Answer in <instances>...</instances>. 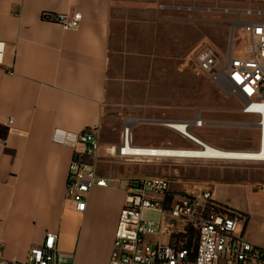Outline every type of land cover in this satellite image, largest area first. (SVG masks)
<instances>
[{
    "label": "crops",
    "instance_id": "0c3cea01",
    "mask_svg": "<svg viewBox=\"0 0 264 264\" xmlns=\"http://www.w3.org/2000/svg\"><path fill=\"white\" fill-rule=\"evenodd\" d=\"M217 1L221 5L214 12L227 17L235 29L242 31L245 22L264 21L254 19L264 18V0ZM204 3L205 0H0V42L6 46L0 65V253L6 259L24 261L48 232H56L58 252L67 256L68 264H110L126 180L139 176L109 166L125 162L109 159L108 147L101 141L98 157H87L86 162L95 164L100 176L117 178L119 183L114 188L92 189L86 211L77 212L66 200L74 150L53 143L52 130L62 128L78 134L102 125L105 99L114 84L110 63L119 53L113 49L117 32L124 44L131 26L137 30L146 27L158 9L168 12L167 18L185 23L190 20L187 13H195L198 22L205 11ZM68 12L81 13L77 30H64L43 18L44 14ZM186 38L187 35L181 37L175 44L181 46ZM9 70L14 75H9ZM201 116L206 121L202 112ZM10 117L14 123L8 128ZM131 120L135 128L139 119ZM162 121L191 120L156 121L169 129ZM216 144L222 151L236 150L229 152H258L255 149L260 148L259 142ZM252 162L261 164L244 170L249 175L246 183H236L231 191L249 197L264 194L257 190L264 186V161ZM215 200L228 207L217 197ZM247 240L260 246L250 237Z\"/></svg>",
    "mask_w": 264,
    "mask_h": 264
},
{
    "label": "built area",
    "instance_id": "2783aa9c",
    "mask_svg": "<svg viewBox=\"0 0 264 264\" xmlns=\"http://www.w3.org/2000/svg\"><path fill=\"white\" fill-rule=\"evenodd\" d=\"M43 18L59 24L64 30H77L82 21L79 12L44 14ZM242 31L250 38L251 45L245 47L241 55H234L232 45L224 57L206 45L196 53L193 68L206 75L223 96L235 97L241 103L239 111L242 114L256 116L259 150H264V21L245 22ZM5 49V43L0 42V65ZM7 73L14 75L13 70ZM13 123L14 118H8L7 127L11 128ZM162 124L195 148L135 145V121L127 119L121 143L107 148L109 159L125 163L148 158L186 160L195 159L187 156L186 151L205 149L206 142L191 133L192 128L208 125L201 112L191 121H162ZM51 140L74 150L66 200L77 212L86 211L92 189L118 185L117 178L100 176L95 164L86 162L87 157L97 158L101 150L100 126L78 134L54 128ZM179 150L183 152L181 155L175 153ZM125 192L110 264H264V248L246 240L243 233L237 234L241 214L219 204L212 189L190 196L174 192L171 181L164 177L142 176L127 179ZM148 211L157 213L159 218L146 219L144 214ZM58 240V233L48 232L41 245L30 249L24 261L8 260L0 253V264H68L67 256L58 252ZM189 241L192 245L188 248Z\"/></svg>",
    "mask_w": 264,
    "mask_h": 264
},
{
    "label": "rangeland",
    "instance_id": "374dc122",
    "mask_svg": "<svg viewBox=\"0 0 264 264\" xmlns=\"http://www.w3.org/2000/svg\"><path fill=\"white\" fill-rule=\"evenodd\" d=\"M217 5H221L217 0H205L201 19L197 22L195 13L190 12L187 23L167 18L169 13L157 8L158 13L151 16L146 27L137 30L131 26L124 44L121 33H116L113 49L119 53L110 63L114 84L109 87L104 103V121L100 126L103 146L119 145L126 120L139 119L133 130L135 145L195 148L156 121L192 120L199 112L204 114L208 125L192 128L191 133L209 145L216 148V141L229 145L259 142L256 116L242 114L241 103L235 97L223 96L206 75L193 68L196 53L206 45L216 48L222 57L232 40L236 56L251 45L240 28L235 29L227 17L216 15ZM185 35L186 41L177 46ZM156 141L159 144L155 145ZM259 164L148 158L127 164L113 162L109 166L126 174L135 172L139 177H164L172 182V190L181 194L196 196L204 189H212L215 198L228 207L243 209L236 210L242 216L237 234L244 233L246 240L250 237L264 248V194L249 197L231 191L236 183H246L249 175L244 170L256 169ZM259 189L264 192V186ZM144 216L150 220L159 218L149 211Z\"/></svg>",
    "mask_w": 264,
    "mask_h": 264
},
{
    "label": "bare ground",
    "instance_id": "6f19581e",
    "mask_svg": "<svg viewBox=\"0 0 264 264\" xmlns=\"http://www.w3.org/2000/svg\"><path fill=\"white\" fill-rule=\"evenodd\" d=\"M179 129L180 126L177 125ZM205 149L202 150H188L186 155L195 159L205 160L207 158H213V161H264V150H259L258 152H229L222 151L213 146L204 143ZM181 155V150L175 152ZM190 160V159H189Z\"/></svg>",
    "mask_w": 264,
    "mask_h": 264
},
{
    "label": "trees",
    "instance_id": "16d2710c",
    "mask_svg": "<svg viewBox=\"0 0 264 264\" xmlns=\"http://www.w3.org/2000/svg\"><path fill=\"white\" fill-rule=\"evenodd\" d=\"M191 245H192L191 241H189V242L186 244V246H187L188 248L191 247Z\"/></svg>",
    "mask_w": 264,
    "mask_h": 264
}]
</instances>
